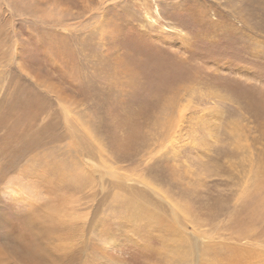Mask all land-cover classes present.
<instances>
[{"label": "rangeland", "instance_id": "rangeland-1", "mask_svg": "<svg viewBox=\"0 0 264 264\" xmlns=\"http://www.w3.org/2000/svg\"><path fill=\"white\" fill-rule=\"evenodd\" d=\"M0 57L46 111L0 158V264L264 254V0H0Z\"/></svg>", "mask_w": 264, "mask_h": 264}, {"label": "bare ground", "instance_id": "bare-ground-1", "mask_svg": "<svg viewBox=\"0 0 264 264\" xmlns=\"http://www.w3.org/2000/svg\"><path fill=\"white\" fill-rule=\"evenodd\" d=\"M4 80H6V82H5L4 89L2 91H1V87H0V131H2L0 133V158L2 159L7 154L6 149H5V145L7 143L13 141L16 138H19L21 140L20 142L22 143V147L17 148V150L13 152V157H18V159H19V157H23V155H25V151L27 150V144H28V135H27L26 132H24L21 137L18 136L25 130V128L22 127V126L26 125V123H29L30 120H34V122L38 121V118L40 116V112L43 113V114H46V111H45V106L43 108H41L39 103L30 95V91L28 90L27 85L21 79L19 81H17V79H15V78L1 79L0 83L3 82ZM11 85L15 86L16 92H14L12 90V86ZM31 109H35V114L30 116V110ZM47 114H48V112H47ZM52 118H53V116H52ZM49 121H50V117L47 119V121L45 123V126H49V124H47ZM13 162L14 161L12 159L4 161V164L2 166L0 165V167H1V169L3 171H5L13 164ZM62 162H60V163H62ZM56 173H58V163L50 164V165L47 164L46 170H45V174L43 175L44 182L45 183L47 182V178L49 177V175H53L54 176ZM76 179L77 178H75V180ZM49 182L50 181H48V184H49ZM68 182L69 181H67V183ZM74 182L70 186L71 187L73 186L72 189L75 188L77 190L78 189L77 187H79V186L76 187L77 183H76V185H74ZM84 183H83V185H84ZM55 184H57V183H55ZM68 184H70V183H68ZM79 184H80V182H79ZM64 186H66V185H64ZM47 187L52 193H55V189L54 188H52V187H50L48 185H47ZM58 190H57V192H58ZM253 193H252V195H253ZM254 197H256V199H257V196H254ZM254 197H253V199H254ZM258 197H259V195H258ZM261 198H262V196L260 197V199L259 198L258 199L262 200ZM250 199H252V198H250ZM251 202H254V201L251 200ZM257 203H258V201H257ZM259 203H261V201ZM262 204H264V202ZM247 205H248V202H247ZM252 205L254 206V204H252ZM249 206H251L250 205V201H249L248 207ZM249 208H252V206L249 207ZM255 208H256V206H255ZM262 209H263V207H262ZM257 210H258V207H257ZM248 211L249 210L247 209V212ZM249 212L250 213H256L255 211L251 212V210ZM254 215L255 214H251V216H254ZM147 216L149 218H151V214L147 213ZM156 219H157V222L149 223V224L154 226V227H156V228L163 227L164 226V221L161 218H159V217H156ZM39 232H40L41 236H46L47 234L49 235L52 232V229L50 227L49 228H43V229L39 228ZM170 232H171L170 228L165 229V234L166 235H170L171 233H172L171 235H174L173 232H171V233ZM169 242H170V240H166L165 241V243L167 244V247L170 246ZM171 245H172V243H171ZM172 247H173V245H172ZM172 249L168 250V248H167V250H168L167 252L171 256H180L182 258L186 257V254L184 252L181 253V252H179L178 250H176L174 248L175 249V253H173ZM258 253H262V252H258V251H254V250H250V249H246V248H241L239 246H234V247L230 246V247H228V253H227V255H229V257H226V259L223 260L220 264H240V263H244L245 261H246L247 264H251V263L254 264L258 260ZM170 255H168V256H170ZM215 264H219V262H217Z\"/></svg>", "mask_w": 264, "mask_h": 264}]
</instances>
